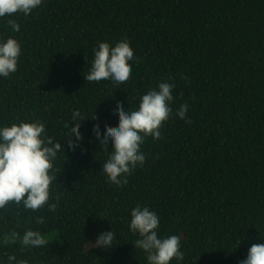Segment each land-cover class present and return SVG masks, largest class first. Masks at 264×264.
Listing matches in <instances>:
<instances>
[{
    "label": "trees",
    "instance_id": "1",
    "mask_svg": "<svg viewBox=\"0 0 264 264\" xmlns=\"http://www.w3.org/2000/svg\"><path fill=\"white\" fill-rule=\"evenodd\" d=\"M11 18L20 31L5 16L0 36L21 52L17 70L0 77V125L42 121L65 152L51 170L54 211L0 209V264L9 255L13 264H147L128 229L137 204L157 213L160 234L180 237L183 264H238L264 242V0H43ZM121 40L136 58L128 82L85 80L97 43ZM164 80L175 87L163 138L145 139L143 166L117 187L102 175L111 149L93 125L115 128L116 104L134 110ZM185 103L191 123L175 115ZM74 109L85 119L73 150L60 137ZM111 227L113 246L93 247ZM28 229L57 239L35 248L3 240Z\"/></svg>",
    "mask_w": 264,
    "mask_h": 264
},
{
    "label": "clouds",
    "instance_id": "2",
    "mask_svg": "<svg viewBox=\"0 0 264 264\" xmlns=\"http://www.w3.org/2000/svg\"><path fill=\"white\" fill-rule=\"evenodd\" d=\"M43 0H0V18L8 16L7 26L13 33L20 31V24L11 18L14 14L29 16L37 9ZM21 47L14 36H0V77H8L17 70ZM134 57L127 40L110 44L99 41L93 48V59L89 71L84 75L89 82L110 81L116 88L125 85L131 74L130 64ZM175 85L164 80L156 87L150 88L139 98L137 107L129 110L121 104H116L111 113L117 118L115 128L105 127L101 134L98 124H94L92 134L100 146L111 149L106 162L102 166V175L117 187L127 184V177L137 168L143 166L146 156L141 146L147 137L153 140L162 139L161 128L173 113L171 103ZM189 105H180L175 112L176 117L191 123L187 116ZM74 124L61 139H65L68 148L75 149L82 140L79 131L80 122L84 120L81 111L71 112ZM65 146L57 137L49 135L45 123L39 120H20L10 125H0V209L10 202L23 204L33 211L48 204L54 211L55 203L50 199L51 170L59 154H64ZM56 179V177H55ZM54 199L58 200L59 197ZM128 229L137 235L134 247L143 251L147 264H183L184 252L181 250V240L178 235H163L159 233L160 218L148 206L137 204L130 209ZM102 216V215H101ZM104 217V216H102ZM38 224H43V218H37ZM262 239L264 237L261 236ZM115 233L112 230L99 233L91 244L95 248L113 246ZM25 247H39L47 243L39 231L28 229L22 237ZM8 264L15 261L14 255L8 256ZM238 264H264V242L252 244L246 257Z\"/></svg>",
    "mask_w": 264,
    "mask_h": 264
},
{
    "label": "rangeland",
    "instance_id": "3",
    "mask_svg": "<svg viewBox=\"0 0 264 264\" xmlns=\"http://www.w3.org/2000/svg\"><path fill=\"white\" fill-rule=\"evenodd\" d=\"M22 237H23V235H10V236H4L3 240L6 243H15L18 245H23L21 242ZM44 237L47 240V242L55 241L57 239L56 235L54 233L45 234Z\"/></svg>",
    "mask_w": 264,
    "mask_h": 264
}]
</instances>
